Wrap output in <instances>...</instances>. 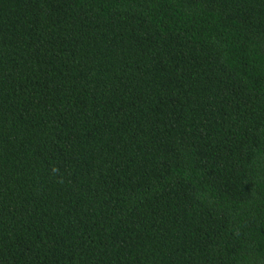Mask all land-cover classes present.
Here are the masks:
<instances>
[{
  "label": "trees",
  "instance_id": "obj_1",
  "mask_svg": "<svg viewBox=\"0 0 264 264\" xmlns=\"http://www.w3.org/2000/svg\"><path fill=\"white\" fill-rule=\"evenodd\" d=\"M0 264H264V0H0Z\"/></svg>",
  "mask_w": 264,
  "mask_h": 264
}]
</instances>
